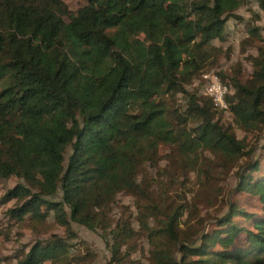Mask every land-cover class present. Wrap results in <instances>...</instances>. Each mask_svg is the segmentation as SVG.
<instances>
[{"label": "trees", "instance_id": "1", "mask_svg": "<svg viewBox=\"0 0 264 264\" xmlns=\"http://www.w3.org/2000/svg\"><path fill=\"white\" fill-rule=\"evenodd\" d=\"M246 1L88 0L72 11L66 0H0V178L18 179L0 205L15 201V222L53 217L66 233L6 264H72L73 223L102 232L110 264H264L261 28L249 27L250 44L261 43L252 74L241 63L218 71L227 110L187 88L220 62L214 41L226 40ZM163 146L172 183L194 175L205 190L236 168L234 192L260 211L230 200L207 229L192 223L189 203L159 205L141 171L159 165ZM122 192L137 211L116 221ZM137 237L148 242L146 261L132 258Z\"/></svg>", "mask_w": 264, "mask_h": 264}, {"label": "rangeland", "instance_id": "2", "mask_svg": "<svg viewBox=\"0 0 264 264\" xmlns=\"http://www.w3.org/2000/svg\"><path fill=\"white\" fill-rule=\"evenodd\" d=\"M88 0H66L72 11L78 10L81 6L87 3ZM237 15L240 18H231L227 23V38L224 42L215 40L214 43L222 48L220 62L211 67L210 70L230 72L232 68L241 63L245 69L244 78L249 77L253 71L252 58L258 55V47L261 43L255 39L251 42L249 27L258 26L261 28V35L264 36V12L261 10L257 0H247L246 3L238 9ZM248 42V43H247ZM203 74L196 77L192 85L187 88L189 90H197L200 94L205 95ZM185 96L180 94L179 101H184ZM231 115L227 113V122H231ZM238 137L244 135L243 131L235 127ZM264 142V135L260 140L258 147ZM172 151L171 148L163 146L160 150L162 159L159 165L151 166L147 163L141 171V177L148 178L151 183V190L159 205H163L164 201L167 204L189 203L192 205V214L195 219L192 223L197 224L198 221H203L207 229H213L216 225V218L221 217L228 210L229 201H237L244 207L252 211H260L258 200L251 198L246 193H236L234 188L237 184L238 177L236 168L221 174L215 173V179L212 180L210 188L205 190L200 189L196 185L194 175L189 179L180 177L179 182L172 183L170 178L163 168L169 165L166 156ZM258 153H263L262 150ZM18 182L16 177L0 178V199L7 191ZM208 189V190H207ZM201 194L198 202V213L193 208L196 194ZM15 205V201H10L7 204L0 205V264L15 262L20 256L21 251L29 249L37 240H44L53 234L65 236L64 227L60 226L53 217L49 218L45 224L37 225L30 220L24 222H15L8 215V209ZM135 198L122 192L117 197V204L114 208V219L117 221L121 218H126L136 215ZM188 214V212H187ZM137 222L135 225L137 227ZM73 228L77 233V238L72 250V264H110L111 253L108 250L105 240L100 230H90L89 228L73 223ZM137 230V228H136ZM133 244L136 251L132 253L133 259L146 261L149 255V245L145 238L137 237ZM74 257H79L74 260Z\"/></svg>", "mask_w": 264, "mask_h": 264}, {"label": "built area", "instance_id": "3", "mask_svg": "<svg viewBox=\"0 0 264 264\" xmlns=\"http://www.w3.org/2000/svg\"><path fill=\"white\" fill-rule=\"evenodd\" d=\"M205 81V94L212 98L214 104L221 109H228L226 94L229 91L228 85L221 79L220 75L213 69L203 74Z\"/></svg>", "mask_w": 264, "mask_h": 264}]
</instances>
